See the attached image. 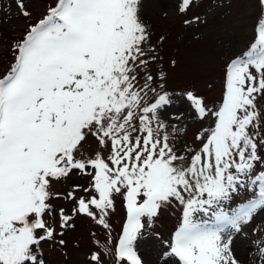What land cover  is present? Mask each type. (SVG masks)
Returning <instances> with one entry per match:
<instances>
[{
    "label": "snow or ice",
    "instance_id": "6c2138e0",
    "mask_svg": "<svg viewBox=\"0 0 264 264\" xmlns=\"http://www.w3.org/2000/svg\"><path fill=\"white\" fill-rule=\"evenodd\" d=\"M144 3L52 0L12 46L14 63L0 77V264H47L45 247L65 246L77 216L108 230L111 245L117 198L121 233L103 248L114 264H144L138 242L176 205L165 255L179 264H242L234 238L264 211V16L247 50L225 64L215 109L186 91L196 118L214 123L196 134L198 149L178 151L168 132L166 73L151 71L158 56ZM191 4L180 0L178 11ZM16 6L31 16L24 0ZM91 139L96 150L86 155ZM73 173L89 177L87 186L53 191ZM241 193L244 202L231 206ZM56 199L71 202V211L57 209ZM256 243L264 264V241ZM91 262L103 264L100 253Z\"/></svg>",
    "mask_w": 264,
    "mask_h": 264
},
{
    "label": "rangeland",
    "instance_id": "374dc122",
    "mask_svg": "<svg viewBox=\"0 0 264 264\" xmlns=\"http://www.w3.org/2000/svg\"><path fill=\"white\" fill-rule=\"evenodd\" d=\"M179 2L145 0L141 16L149 26L151 43L157 49L158 59L152 63L151 71L154 74L159 71L166 73L165 87L173 99L166 113L168 132L175 135L177 150L183 151L185 145L198 149L200 142L195 140L196 134L214 123L212 117L204 120L196 118L186 99V91L191 90L202 96L209 108L218 106L222 99L224 66L231 58L247 50L257 22L264 16V8L259 0H192L189 9L180 13ZM24 3L31 12L29 18L20 15L16 0H0V77L14 63L12 46L23 38L30 23L43 17L52 0H24ZM195 17H200V21H195ZM186 20L193 22L185 24ZM161 36L164 37L163 41L159 40ZM172 60L176 62L174 66ZM173 126L178 130L184 129V132L173 134ZM95 150L96 142L91 139L90 146H85V154L90 155ZM89 179L73 173L68 179L56 183L53 191L66 194L72 191L74 184L86 187ZM81 195L85 193L76 192L77 197ZM245 195L241 193L240 199L231 206L244 202ZM53 203L57 209L63 207L68 212L73 206L64 199H56ZM180 214L179 205L170 207L162 211L153 226L146 230L147 239L139 241L137 246L144 264H179L177 257L165 255L170 249L164 241L170 240L178 226ZM124 218L125 210L117 198L116 211L108 217L113 241L108 245V230L86 216H77L75 229L65 234V246L45 247L47 264H92L93 252L100 253L103 264H114V259L105 254L103 248L105 245L114 247ZM257 241H264V211L234 238V251L242 264H252L254 258L259 264Z\"/></svg>",
    "mask_w": 264,
    "mask_h": 264
}]
</instances>
